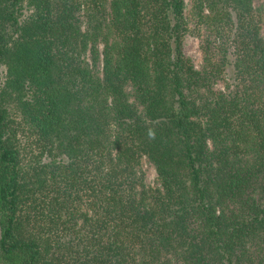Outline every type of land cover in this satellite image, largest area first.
I'll return each mask as SVG.
<instances>
[{
    "label": "trees",
    "instance_id": "1",
    "mask_svg": "<svg viewBox=\"0 0 264 264\" xmlns=\"http://www.w3.org/2000/svg\"><path fill=\"white\" fill-rule=\"evenodd\" d=\"M263 31L264 0H0V264H264Z\"/></svg>",
    "mask_w": 264,
    "mask_h": 264
},
{
    "label": "rangeland",
    "instance_id": "2",
    "mask_svg": "<svg viewBox=\"0 0 264 264\" xmlns=\"http://www.w3.org/2000/svg\"><path fill=\"white\" fill-rule=\"evenodd\" d=\"M188 1L184 0L186 7L188 8ZM264 34V31H263ZM183 52L188 57L195 67H198L201 59L198 53L197 41L194 37H187L183 43ZM219 88V85H218ZM142 170L145 173L146 183L153 184L156 178L154 169L148 165L145 161L142 164Z\"/></svg>",
    "mask_w": 264,
    "mask_h": 264
},
{
    "label": "clouds",
    "instance_id": "3",
    "mask_svg": "<svg viewBox=\"0 0 264 264\" xmlns=\"http://www.w3.org/2000/svg\"><path fill=\"white\" fill-rule=\"evenodd\" d=\"M154 135V133L153 132H149V136L151 137V136H153Z\"/></svg>",
    "mask_w": 264,
    "mask_h": 264
}]
</instances>
